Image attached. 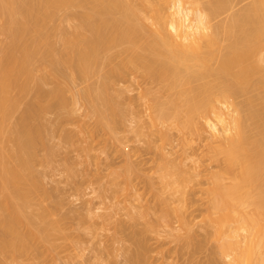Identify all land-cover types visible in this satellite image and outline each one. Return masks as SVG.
Here are the masks:
<instances>
[{
    "label": "rangeland",
    "instance_id": "374dc122",
    "mask_svg": "<svg viewBox=\"0 0 264 264\" xmlns=\"http://www.w3.org/2000/svg\"><path fill=\"white\" fill-rule=\"evenodd\" d=\"M3 1L0 0V66L6 62L8 49L15 42L14 31L18 25L26 30V43L29 46L39 43V54L44 52L43 61L35 64L33 76L42 82H35L33 78V82L27 84L28 90L19 89L22 86L19 84L13 87L12 95L9 94L15 106L12 101L10 106L14 108L11 106L12 111L3 122L0 121V153H7L15 147L12 140L30 104L34 106L38 100L40 106H50V100L46 97L44 100L41 92H50L57 86L56 81H52L55 74L52 63L56 59L73 58L70 42L81 43L92 37L85 18L100 22L103 18L118 20L119 16H102L83 2L59 10L54 18L44 21V29L38 32L29 16L13 13L12 5L9 8L13 12H10L4 5L14 3L16 8L15 2L20 0ZM136 1L138 8L150 16L149 9L143 10L140 0ZM143 33L150 43V32L143 27ZM144 39L136 50L141 51L139 57H148L150 53V44L147 49ZM126 47V44L117 46L109 55L119 57ZM144 50L148 51L146 55ZM105 59L103 55L93 72L95 75L86 79L77 73L74 64L63 66L64 76L58 83L68 91L67 108H54L44 114L47 124L44 145L40 142L42 146L35 150L37 159L31 163L29 179L19 181L17 191L5 185L4 188L1 185L4 180H0V264H129L128 259L130 261L131 255L135 254L132 252L141 250L139 245L145 248L148 264H214L216 244L207 237V213L202 203L206 195L199 192L197 183L200 180L194 174L199 164L203 172L225 168L222 162L210 161V149L220 144L221 136L214 137L209 126L198 119L193 132L185 137L173 118L165 126H153L150 119L152 106L156 103L172 113L179 111L185 117V96L189 91V97L190 88H196L199 83L185 86L184 90L178 88L177 92L169 91L162 80L154 78V81L145 75L144 69L129 71V75L127 72L123 78L113 79L110 85V94L117 99L120 114L113 119L108 113L104 114L106 120L107 116L111 119L112 125L108 121L104 124L108 126H103L101 121L104 119L96 112V104H92L95 98L89 99L85 93L100 88L102 79L97 73L105 68L102 66ZM38 86H42L39 94ZM181 95L183 100L178 99ZM244 100L241 97L236 102L243 103ZM166 165L178 171L180 178L184 176L180 171H187L183 187L191 181L195 189L189 184V187L185 185L187 189H182L181 185L177 189L175 185L167 189L166 183L171 180L165 177ZM189 175H193V181L188 179ZM14 208L19 209L15 214ZM13 216L19 224L14 231H9L6 226ZM45 227L50 228V234L47 239H40V232ZM133 232H139L136 238L142 240L135 242ZM29 233L37 238L25 237L26 245H30L28 251L13 246L16 234L27 236ZM256 233L260 234L257 230ZM217 262L223 264L224 260Z\"/></svg>",
    "mask_w": 264,
    "mask_h": 264
},
{
    "label": "bare ground",
    "instance_id": "6f19581e",
    "mask_svg": "<svg viewBox=\"0 0 264 264\" xmlns=\"http://www.w3.org/2000/svg\"><path fill=\"white\" fill-rule=\"evenodd\" d=\"M83 2H87L95 13L102 16L118 15L119 19L103 18L100 22H90V18H85L84 22L92 32V37L81 43L70 42L73 58L56 59L52 63L55 74L51 80L54 83L56 81L55 90L44 93L45 90L43 92L40 88L42 86H38L40 91H37L38 94L42 91L44 98L50 100V106H40V94V103L37 100L38 105L33 103L34 106L30 104L28 107L12 140L15 147L7 150V153H0V180H4L1 185L17 191L18 182L29 179L31 163L37 159L35 150L37 146H42L47 130L44 114L54 108L64 109L68 104V91L58 83V79L64 76L62 68L65 64H74L77 73L86 79L95 75L94 70L102 61V56L107 58L102 65L105 68L97 73L102 79L100 88L85 93L87 98H95L92 104H96L93 105L97 106L96 112L102 115L104 120H100L103 126H108L104 125L108 121L112 125L110 120L120 114L117 99L110 94V90L113 79L123 78L127 72L129 75L138 68L144 69L145 75L162 80L169 91L178 88L184 90L185 86L198 82L196 88H190L189 97V91L186 96L183 95L187 97L183 102L185 117L178 110L172 113L162 104L156 103L151 105L152 125L165 126L173 118L185 137L193 132L198 119L209 126L214 137L221 136L220 144L210 149V161L222 162L225 168L208 172L205 169L203 172L199 164L194 174L200 180L197 181L199 192L206 195L202 203L207 213V237L216 244L214 255L217 260L214 264H220L217 262L219 259L224 260L223 264H264V0H140V6L143 10L149 9L150 16L138 8L136 0H20L19 3L15 2L16 8L14 3L7 2L9 6L4 5L7 8L12 5L10 8L14 12L9 8L10 12L29 16L33 28L41 32L45 20L54 18L61 9L82 5ZM18 26L6 62L0 66V121L15 106L14 99L11 100L9 96L14 91L13 87L21 84L19 89L28 90L27 84L31 80L33 82L36 62L43 61L44 52L41 50L39 54V43L29 46L24 39L26 30ZM143 27L151 34L150 43L145 34L142 35ZM141 37L146 40V47L150 44V53L146 51L148 57H139L141 51L136 52L142 44ZM123 44L127 45L125 53L123 51L119 57L109 55L111 50ZM143 52L146 53L145 50ZM107 60L108 63L105 62ZM241 97L245 100L237 103L236 99ZM179 98L182 99V95ZM10 103H13L12 109ZM106 113L111 119L107 116L106 120ZM164 172L165 177H170L169 181H172L166 183L167 189L169 186L172 189L174 185L175 189L181 186L183 189L188 184L195 189L191 181L192 185L189 182L183 187V177L187 171L181 170L184 176L181 174L180 178L178 171L166 165ZM192 177L189 175L188 179ZM17 210L14 208V214ZM17 224L18 220L13 216L6 227L14 231ZM256 230L260 234L256 235ZM138 233L135 232L132 237L136 238ZM30 234H16L13 246L28 251L30 245L27 246L26 238ZM49 234L50 228L45 227L39 238L47 239ZM30 236L37 238L35 235ZM141 246V250H144L142 253L141 250L137 251L139 253L131 251L135 253L133 256L128 251L133 257L131 262L128 259L129 264H148L145 248Z\"/></svg>",
    "mask_w": 264,
    "mask_h": 264
}]
</instances>
